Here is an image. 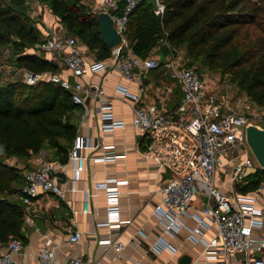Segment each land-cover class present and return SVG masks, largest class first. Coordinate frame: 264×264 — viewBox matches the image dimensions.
<instances>
[{"label":"built area","instance_id":"2783aa9c","mask_svg":"<svg viewBox=\"0 0 264 264\" xmlns=\"http://www.w3.org/2000/svg\"><path fill=\"white\" fill-rule=\"evenodd\" d=\"M141 0H125L120 13L118 0H103L101 10L110 13L114 27L121 33L122 40L111 49L109 60L88 59L83 46L75 36L67 34L64 28H52L36 46L47 53H57L66 68L81 80L87 74L117 72L128 85L117 83L114 94L121 104L128 103L131 109L130 123L140 135L143 145L139 152L152 159L163 176L160 190L162 199L153 207L162 233L171 237L186 230V238L201 244L199 257L190 264H230L231 256L241 253L243 261L234 264H264V177L262 167L254 160L247 143L245 126L252 122L264 127L258 112L247 115L233 107L227 95L215 92L206 84V77L195 65H188L173 52L162 59L149 55L142 58L128 46L125 35L128 16ZM165 6L162 0H154L153 11L162 16ZM161 44H166L162 41ZM160 69L158 82L145 78L153 69ZM26 70V69H25ZM59 83L71 93L74 104L86 106L89 96L96 100L91 113L98 121L101 141L89 135H76L68 151L67 162L71 163V189L76 190L86 150L101 148L95 161L109 162L125 157V152L115 151L113 144H104L102 138L115 130L124 128V118L114 115L112 97L103 86L95 82L75 81L71 83L58 72L35 74L26 70L24 81L36 84L41 80ZM179 90L175 104L173 96ZM150 91V92H149ZM84 119V117H83ZM42 157V158H41ZM39 163L24 170L23 182L18 198L24 205L23 224L34 226V214L29 210L33 199L42 194L51 198L64 199V188L60 177L55 174L57 162L41 153ZM58 179L59 181H57ZM257 180L251 191H240L238 187L249 186ZM127 180L105 177L94 183V191H101L105 202V220L98 223L109 229H118L129 219H121L119 211L120 186ZM91 189L83 190L82 212L90 213ZM188 221H191L190 224ZM37 229V228H36ZM69 241L76 242L80 236L77 229L67 228ZM158 234L150 250H168L176 253L177 247ZM138 236L144 237L142 230ZM132 241L139 243L137 238ZM120 250L124 242L110 238L98 241ZM22 240L12 237L0 250V264H13V258L22 248ZM39 264H60L51 240H46L38 249ZM137 262V260H135ZM66 264H85L81 255L71 257ZM87 264H91L87 260Z\"/></svg>","mask_w":264,"mask_h":264},{"label":"trees","instance_id":"16d2710c","mask_svg":"<svg viewBox=\"0 0 264 264\" xmlns=\"http://www.w3.org/2000/svg\"><path fill=\"white\" fill-rule=\"evenodd\" d=\"M39 1L94 59L111 58V48L100 38L97 13L83 0ZM162 1V16L154 13V0H141L129 14L125 35L132 51L145 58L165 41L161 44L162 59L183 46L191 58L188 65H195L199 73H203L201 67L205 65L221 66L224 72L233 73L237 86L252 101L264 106V38L253 47H243L237 39L240 26L264 21V16L260 17L264 6L253 0ZM124 5L125 0H118L113 13H120ZM261 27L264 32V25ZM41 40L26 0H0V45L10 46L17 53L16 64L28 71L57 72L58 66L51 59L29 52ZM78 107L69 90L51 80L0 85V145L4 156L29 157L46 150L45 154L52 156L49 159L66 163L77 135L72 115ZM259 174L264 177V168ZM22 182L20 170L0 159V244L12 237L24 239V205L18 198ZM257 183L256 180L238 189L251 191Z\"/></svg>","mask_w":264,"mask_h":264},{"label":"crops","instance_id":"0c3cea01","mask_svg":"<svg viewBox=\"0 0 264 264\" xmlns=\"http://www.w3.org/2000/svg\"><path fill=\"white\" fill-rule=\"evenodd\" d=\"M49 11L44 10L45 21L39 24V27L43 28L44 25H47L45 23H49L50 27L63 28L55 16L49 15ZM84 51L86 58L94 59L87 49L84 48ZM45 57L55 62L58 66L57 72L71 83L81 80L74 76L57 56L46 55ZM151 79L154 82L162 79L160 69L156 68L150 71L145 80L150 81ZM81 81L101 84L106 93L112 97L114 115L117 118H124L126 125L124 128L104 136L102 142L113 144L116 152H125L126 155L109 162L95 161L93 156L99 155L102 151L101 148L86 150L87 158L84 161V169L80 178L75 183L76 190L71 189V163L66 168L65 165H60L61 163L55 161L58 163L55 174L60 177V182H62L64 199L51 198L47 194L33 199L29 210L34 214L35 225L23 224L22 248L14 256L13 264H39L38 249L48 239L51 240V246L54 248L60 264H66L71 257L76 255H81L85 264H87V260L91 264H190L192 260L199 257L203 246L189 241L184 229L176 237L162 233V227L153 214L154 205L162 199L160 185L165 173L163 175L162 172H159L156 163L139 152L143 145L140 142L139 133L130 123L131 109L128 103L121 104L114 94V86L117 83L125 85L128 83L117 72L87 74ZM128 86L131 89L135 88L133 84ZM177 91L171 104H175L179 97V90ZM95 104V98L89 96L86 101V106L90 108L89 114L83 116L84 107L82 106L75 110L77 134H90L93 138L101 141L98 121L91 113L92 106ZM44 152L46 150L30 155L28 161L26 160L18 166L23 171L36 166L39 163L40 154ZM105 177L127 180V184L120 186L119 211L121 219H129L130 222L122 224L118 229H109L104 225H98L105 220V202L102 192L92 189L95 181ZM85 189L93 191L90 199L92 208L90 213L81 211L83 190ZM188 222L192 224L191 221ZM68 227L79 230L80 236L76 242L69 241ZM138 230H142L145 236H138ZM161 233L167 241L177 247L176 253L171 254L165 249L160 252L150 250V246ZM106 238L122 241L124 247L117 250L113 246L98 242ZM132 238H137L139 243L133 242ZM4 249L5 243L0 244V250ZM244 259L243 254H235L231 256L230 264Z\"/></svg>","mask_w":264,"mask_h":264},{"label":"rangeland","instance_id":"374dc122","mask_svg":"<svg viewBox=\"0 0 264 264\" xmlns=\"http://www.w3.org/2000/svg\"><path fill=\"white\" fill-rule=\"evenodd\" d=\"M87 6L91 9L92 12L98 13L101 11V6L103 0H83ZM259 6H264V0H253ZM27 10L32 19L35 21L36 26L39 27L45 18L44 10H50L49 7L39 0H26ZM55 16L51 11H49V15ZM264 13L262 12L260 17H263ZM56 17V16H55ZM57 18V17H56ZM45 27H39L41 32V39L49 34L52 28L48 26L49 23H45ZM264 25V21H261L259 24H244L238 29V37L239 43L242 44L243 47L247 46H256L260 42V39L264 38V32L261 27ZM161 44H158L157 48H154V51L151 52L156 58H160L162 52ZM36 52L41 55H49L45 51L39 50L37 47L35 49H29V52ZM173 53L176 56L181 57L184 61H189L191 59L183 46L178 47L173 50ZM54 56H59L57 53L52 54ZM17 53L10 46H2L0 45V85L9 82V81H24L25 68L20 67L16 64ZM195 63V62H194ZM198 63L196 62V65ZM201 67V66H200ZM202 68V72L206 77V84L208 87H211L217 93H223L231 99L233 107H237L240 112H244L247 115H250L255 109L260 115L259 119L264 121V106L259 105L252 101L249 96L246 94L244 90H241L236 81L233 79V73L224 72L222 67L219 65H205ZM73 121L76 123L75 114L72 115ZM45 153V152H44ZM47 153V152H46ZM253 154V153H252ZM51 156L50 154L47 157ZM52 157V156H51ZM254 157V155H253ZM0 159L5 161L9 165L15 166L20 170L23 175L24 171L18 165L20 163H24L26 160L28 161V157H7L4 156L3 148L0 145ZM254 160L257 162L256 158Z\"/></svg>","mask_w":264,"mask_h":264},{"label":"water","instance_id":"95a60500","mask_svg":"<svg viewBox=\"0 0 264 264\" xmlns=\"http://www.w3.org/2000/svg\"><path fill=\"white\" fill-rule=\"evenodd\" d=\"M99 32L102 42L109 48L116 47L122 40L121 33L114 27L113 19L105 10L97 13ZM247 143L258 164L264 168V127L249 122L245 126Z\"/></svg>","mask_w":264,"mask_h":264}]
</instances>
